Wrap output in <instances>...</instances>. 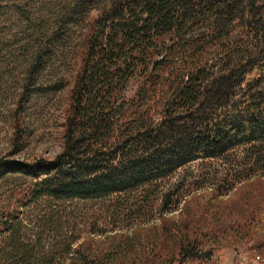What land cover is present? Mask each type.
<instances>
[{"label":"trees","instance_id":"trees-1","mask_svg":"<svg viewBox=\"0 0 264 264\" xmlns=\"http://www.w3.org/2000/svg\"><path fill=\"white\" fill-rule=\"evenodd\" d=\"M50 27L0 157V264H215L217 225L169 213L185 189L221 195L194 187L193 162L264 176V0H66ZM58 91L61 149L21 159L27 105ZM121 219L131 233L113 231Z\"/></svg>","mask_w":264,"mask_h":264},{"label":"rangeland","instance_id":"rangeland-1","mask_svg":"<svg viewBox=\"0 0 264 264\" xmlns=\"http://www.w3.org/2000/svg\"><path fill=\"white\" fill-rule=\"evenodd\" d=\"M65 2L66 0H0V157L6 156L11 149L13 108L25 77L26 63L31 57L33 41L41 32L51 28ZM74 31L76 39L77 28ZM60 62L57 58L50 66L59 71ZM65 65L69 66L68 61ZM45 80L43 77L39 86L46 84ZM135 87V82L130 84L126 92L128 98L132 96ZM36 98L27 105L28 136L25 148L18 155L28 161L38 156H52L61 149L62 144L61 122L65 93H41ZM200 162L191 164L193 181H197L194 187L199 184L219 187L221 195L210 198V193L203 191L204 188L198 189L192 197L189 190L180 191L172 199L174 207L170 216L168 215L169 220H175V223L193 215L195 219L202 217V221L217 225L221 235L215 264H232L239 248L259 251L254 238L241 240L240 236L247 234V228H252L257 234L264 233V220L257 221V217L264 215V176L235 184L231 176L222 174L223 167L218 161L210 160L204 162L203 166L199 165ZM252 212L254 217L250 216ZM120 221H117L113 231L124 230L131 233V228H127L124 223L126 221ZM103 224L104 222L101 223ZM154 224L156 227L161 226L162 221L155 218L152 224L141 226L140 229L148 231ZM261 247L264 248V245Z\"/></svg>","mask_w":264,"mask_h":264},{"label":"built area","instance_id":"built-area-1","mask_svg":"<svg viewBox=\"0 0 264 264\" xmlns=\"http://www.w3.org/2000/svg\"><path fill=\"white\" fill-rule=\"evenodd\" d=\"M232 264H264V249L253 252L248 248H239Z\"/></svg>","mask_w":264,"mask_h":264}]
</instances>
